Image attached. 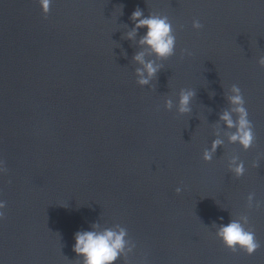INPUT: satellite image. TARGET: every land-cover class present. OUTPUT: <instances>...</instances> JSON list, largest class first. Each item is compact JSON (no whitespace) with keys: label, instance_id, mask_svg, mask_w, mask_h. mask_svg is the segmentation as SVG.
<instances>
[{"label":"water","instance_id":"water-1","mask_svg":"<svg viewBox=\"0 0 264 264\" xmlns=\"http://www.w3.org/2000/svg\"><path fill=\"white\" fill-rule=\"evenodd\" d=\"M137 8L172 23L168 60L140 46L146 28L127 38ZM141 51L162 64L143 87ZM261 57L264 0H51L47 19L39 0H0V264H83L75 234L93 224L127 230L115 264H264ZM233 84L253 124L247 151L220 120ZM181 89L195 92L184 115ZM245 216L260 243L251 256L217 237Z\"/></svg>","mask_w":264,"mask_h":264},{"label":"clouds","instance_id":"clouds-1","mask_svg":"<svg viewBox=\"0 0 264 264\" xmlns=\"http://www.w3.org/2000/svg\"><path fill=\"white\" fill-rule=\"evenodd\" d=\"M42 10V15L47 19L51 8V0H39ZM135 27L127 34L128 39H134L140 29H147L139 44L146 47L150 54L156 60L166 61L175 54L176 36L173 33L172 23L167 16L157 15L151 13L145 17L143 12L137 8L130 17ZM194 30H201L203 25L199 20H194L192 23ZM185 54L191 53L184 49L181 51V57ZM146 53L138 52L134 60L142 67L136 69V75L139 78L137 84L141 87L148 85L153 78L156 77L160 71L162 64H157L154 60H146ZM261 67H264V57L258 61ZM233 95L228 97L231 110H225L220 116V120L224 121L228 129H235L229 135L230 143H238L242 149L247 151L254 143L255 136L253 132V124L248 118V112L245 108V101L241 89L233 84L231 89ZM195 97V92L191 89H181L179 92L177 112L181 115L188 114L192 111L191 102ZM164 108L168 111L173 109L172 99H167L164 103ZM233 113L236 114L237 119H233ZM219 139L213 140L211 149L205 150L202 156L204 162H211L216 149L222 145ZM256 166V165H254ZM230 170L234 172L237 178L244 175L245 168L242 161L238 162V158L231 161ZM2 172H7L6 168L0 169ZM181 193V188H176V194ZM253 196L249 195L251 201ZM6 207V202H0V210ZM260 207V204L257 205ZM5 217V213L0 211V219ZM243 223L237 220H231L226 226L221 225L217 232V237L222 241L225 248L235 253L240 250L251 256L260 248V243L256 239L253 230L245 228L248 223V217H242ZM92 231H78L75 234V245L73 251L77 257L83 258V264H115L128 244L126 237L128 235L125 228H119L118 231L113 229H105L97 231L98 225H92ZM131 249H129L130 251Z\"/></svg>","mask_w":264,"mask_h":264}]
</instances>
